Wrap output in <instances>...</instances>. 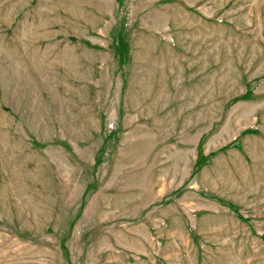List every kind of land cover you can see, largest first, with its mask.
Returning <instances> with one entry per match:
<instances>
[{"label": "rangeland", "instance_id": "rangeland-1", "mask_svg": "<svg viewBox=\"0 0 264 264\" xmlns=\"http://www.w3.org/2000/svg\"><path fill=\"white\" fill-rule=\"evenodd\" d=\"M0 264H264V0H0Z\"/></svg>", "mask_w": 264, "mask_h": 264}]
</instances>
